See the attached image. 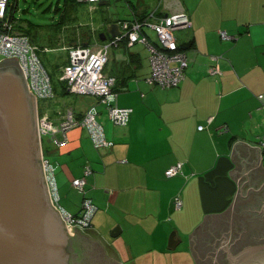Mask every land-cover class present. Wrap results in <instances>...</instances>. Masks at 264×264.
<instances>
[{
	"label": "crops",
	"instance_id": "obj_1",
	"mask_svg": "<svg viewBox=\"0 0 264 264\" xmlns=\"http://www.w3.org/2000/svg\"><path fill=\"white\" fill-rule=\"evenodd\" d=\"M110 1L79 2L67 25L84 24L93 11L101 16L90 20L110 35L111 22L184 9L191 25L177 29L175 38L179 45L192 40L185 50L189 64L178 85L160 87L146 78L150 63L139 73L143 56L129 49L134 43L126 38L113 46L124 48L125 56L117 59V50L112 51L105 71L122 77L128 65L127 83L117 91L115 103L132 107L130 119L126 125L113 123L101 104L98 119L113 140L111 147H95L82 126L69 128L62 144L48 135L60 161L55 164L64 206L74 213L82 208L84 194L72 180L84 175L89 163L85 190L97 205L89 230L115 264H176L172 257L178 255L190 258L182 264H215L224 241L264 239V212L249 204L255 194L264 198V186L257 192L249 189L246 196L239 193L248 178L251 185L264 183V152L259 149L264 136V0H126L131 7L126 16L111 12ZM85 26H72L65 43L74 37L84 43L77 32ZM221 30L231 37L223 38ZM152 31L145 32L156 41ZM110 61L114 65L107 68ZM216 66L220 71L212 73ZM133 79L136 87L121 92ZM60 94L48 98L43 110L38 104L53 123L61 120L59 111L66 104L82 113L98 101L84 96L79 106L64 102ZM177 161L183 171L167 176L166 169ZM176 195L183 200L180 207ZM171 230L175 247L168 244Z\"/></svg>",
	"mask_w": 264,
	"mask_h": 264
},
{
	"label": "water",
	"instance_id": "obj_2",
	"mask_svg": "<svg viewBox=\"0 0 264 264\" xmlns=\"http://www.w3.org/2000/svg\"><path fill=\"white\" fill-rule=\"evenodd\" d=\"M108 31L112 37L120 34L118 23L112 22ZM100 36L102 40L108 37L106 31ZM37 109V97L29 89L18 57L2 59L0 264H115L87 234L67 227L52 204L42 162ZM263 186L255 182L251 185L248 178L239 193L246 196L249 189L257 192ZM249 204L264 212V198L258 194L250 197ZM176 243L172 231L168 244L175 247ZM223 243L220 250L227 255L226 264H264V241L246 244L238 251L233 250L234 242Z\"/></svg>",
	"mask_w": 264,
	"mask_h": 264
},
{
	"label": "built area",
	"instance_id": "obj_3",
	"mask_svg": "<svg viewBox=\"0 0 264 264\" xmlns=\"http://www.w3.org/2000/svg\"><path fill=\"white\" fill-rule=\"evenodd\" d=\"M79 1L92 3L97 0ZM9 4L10 0H0V55L3 58L18 57L29 89L37 98H52L55 89L51 76L40 58L36 44L31 41L28 34L14 28V22L7 15ZM122 23L120 34L111 39L104 42L94 41L92 44H79L70 48L68 62L63 66L60 78L67 82L70 91L95 95L98 101L87 106L80 116L76 115L72 106L64 111L60 110L62 118L58 123H53L46 113L39 115L40 136L49 135L55 143L62 144L67 139L66 131L69 128L82 126L86 128L95 147L113 145V140L107 137L104 126L98 119L99 104L105 105L113 123L126 125L129 122L132 107L119 106L114 102L117 97V92L113 89L116 77L105 71L111 47L124 36L129 44L142 41L147 45L151 67L146 77L149 82L160 87H171L178 85L185 78L189 58L185 50L179 49L174 34L175 30L191 25V19L184 9L162 15L152 11L144 16L125 19ZM146 29L155 32L156 41L150 39L145 32ZM220 33L223 38L231 37L226 30H221ZM210 71L214 73L220 70L216 66L211 67ZM203 127L204 125H200V128ZM58 132L63 133L62 138L57 136ZM259 149L264 152V136L259 140ZM42 162L51 202L59 210L66 226L76 227L79 230L90 228L97 205L92 197L86 194L84 175L91 172V165L85 164L84 175L72 180V184L84 194L81 210L74 213L60 203L61 194L56 177L57 165L44 153ZM182 171L183 163L177 161L166 169V175L173 176ZM174 203L176 207L182 205L183 200L180 195L174 197Z\"/></svg>",
	"mask_w": 264,
	"mask_h": 264
},
{
	"label": "rangeland",
	"instance_id": "obj_4",
	"mask_svg": "<svg viewBox=\"0 0 264 264\" xmlns=\"http://www.w3.org/2000/svg\"><path fill=\"white\" fill-rule=\"evenodd\" d=\"M57 1L58 0H10V4L13 5L12 8L14 9L13 13L17 16V18H23L24 19L23 21L29 19V20H32V21L40 24L38 26L36 25V27H35L36 31L39 32L38 36L35 37V42L37 44H39L40 46H42L43 44H47V46H48L47 50H43L40 48L39 49V55H40V58L43 61L44 65L48 69L49 73L51 74L53 83L55 81L59 82L58 81L59 75L62 72L61 67H60V64H61L60 60L66 59V57L68 55L67 50L69 48H67L68 44L65 43L64 37L71 32L72 28H74L72 26L79 27L82 25H86L85 29L87 28V29H90L91 31H94L95 33H97L98 28L95 26L96 21H91L90 19L93 18V15H96V20H98L101 16L97 13H94L93 11H90L89 13L87 12V16H88L87 18L88 19H86V21H84V24H80V25L70 24L69 27H65V25H62L59 27L58 25L53 24V22L59 18V12L54 10V7L57 4ZM147 1H149V2L154 1V3H155L156 0H147ZM82 2H88V1H82ZM59 3L63 4V0H60ZM89 3H91V2H89ZM154 6H156V5H154ZM83 7L88 8L89 5L87 3H85V4H83ZM110 8H111V12L114 11L115 14L118 13L121 16H124L125 14H128L129 12H131V7H130V5H128L126 0H111L110 1ZM123 20H125V19H123ZM123 20L117 22L118 25H123V23H122ZM82 30L83 29L81 28L79 31H82ZM31 33L33 34L34 31H32ZM175 33L177 34L178 30L174 31V34ZM152 34L156 36L154 31H152ZM85 37H86V34H85ZM91 37H95L94 39H97L96 36H91ZM121 39H126V37L124 36ZM129 49H131L132 51L133 50L139 51L142 54V56H143L142 65L143 66L139 68V70H140L139 73L142 74L143 72H145L147 70V67L150 63L149 49H148L147 45L144 42L140 41V42H136L133 45H131L129 47ZM114 50L115 51L117 50L116 53L119 56V58H117V59H121L120 57L125 56L124 55L125 54L124 48H121V47H120V49H118L117 47H114V48L111 47V49L109 51V56H110V53ZM0 59H4V58L0 55ZM113 65L114 64L112 63V61H110L108 63L107 68H111V66H113ZM135 81H136V79L131 80L129 83L128 90L121 91V92H123V93L128 92L131 89L135 88L136 87ZM58 93L59 92L56 90L55 95L53 97H56L57 96L56 94H58ZM58 96H59L58 98L62 99L64 102H67V103L70 102V103H74V104H76V102H77V105H79V106H82V100H83L84 96L86 98H90V99L95 98L96 99L95 95L80 94V93H75L72 91H70V93L66 92V93L60 94ZM49 100L50 99L37 98V107L39 104V107L41 108V110L45 109V107H47V105H48ZM70 106H72V105L66 104L64 106L65 110L67 109V107H70ZM100 107H101V105H100ZM36 113H37V126H38V117H39V114L41 115V112L37 109ZM101 117H102L101 114H99V119ZM108 119L110 120L109 117H108ZM110 121H112V120H110ZM48 138L49 137L46 134H43L41 136V146H43V153L46 156H48L54 163L56 162L57 164H60L59 163L60 161L58 160V158H56V155H55L54 151L52 150V148H53L52 142H49ZM56 177H57V181H58L57 171H56ZM58 185H59V182H58ZM60 193H61V191H60ZM60 203L64 205L63 197H61ZM80 230L82 232H84L85 234H87L94 241V243L104 253H106L107 250L100 244L99 239L93 233L90 232L89 228L80 229ZM172 231H174V230H171L169 232L168 239H169V236L172 233ZM106 255L110 258V256L108 254H106ZM110 259L114 262V260L112 258H110ZM172 259L177 262L176 264H182L181 261H183V259L189 260L190 258L188 255H178L175 258L172 257ZM225 261L222 263L220 262V263L226 264L228 260H225Z\"/></svg>",
	"mask_w": 264,
	"mask_h": 264
},
{
	"label": "trees",
	"instance_id": "obj_5",
	"mask_svg": "<svg viewBox=\"0 0 264 264\" xmlns=\"http://www.w3.org/2000/svg\"><path fill=\"white\" fill-rule=\"evenodd\" d=\"M79 2H82V1H79V0H63V4L60 5L59 4V0H58L57 1V4L54 7V10H56V11L59 12V18L56 21H54L53 24L58 25L59 27L62 26V25H65V27H69V25H67L68 24V20L69 19H72L74 17L73 16V11H75V7L77 6V4ZM12 6H13L12 4H9L7 15L10 18V20L14 22V28L16 30L20 31V32H23V33H26V34L29 35L31 41L34 44H36L38 53H39V49L40 48L43 49V50H47L48 49L47 44H43L42 46H40L39 44H37L35 42V37L38 36V34H39V32L36 31V28L35 27H36V25L38 26L40 24L39 23H36V22H34L32 20H29V19L23 21L24 20L23 18H17V16L13 13V10L14 9L12 8ZM75 29L77 30V26H75ZM86 29H83L82 31L77 32V34L80 33L81 36L83 37L84 43H80L77 40V38L74 37L70 41L71 43H69L70 45H68L67 48L70 49L71 47L76 46V45H79V44H92L94 42V41H92V39H90L91 38V35H92L91 34L92 31L90 29H87V30ZM32 31H34L33 34L31 33ZM100 32H101V29H99L97 31V33H96V37H97V39L99 41L104 42L105 40H108V39H111L112 38L111 35H108L107 34L108 35L107 39L102 40L101 39V36H100ZM74 33H76V32H74ZM85 34H86V37H85ZM192 45H193V43H192V40L190 39V40L185 41L184 43H181L178 46H179V49L187 50ZM68 50H67L68 55H67L66 59L60 60V62H61V64H60L61 70L63 69V66L68 62V56H69V51ZM45 68H46V66H45ZM105 70H106V67H105ZM47 71H48V69H47ZM129 71H130V69H129L128 65H126V67L123 69V76L122 77H120L119 75H118L119 76L118 77L115 74L108 72V73H110L112 75H115V77H116V82H115V84L113 86V89L116 92L119 91V90H121V89H123L125 87V85L127 83L126 82L127 81V77L129 76L128 75L129 74ZM60 75H61V73H60ZM60 75H59V79H58L59 82H56L55 81L53 83L55 91L57 90L60 93L70 92V90L68 89L67 82L64 79H61L60 78ZM50 76H51V74H50ZM51 79H52V77H51ZM52 82H53V80H52ZM100 105L101 104H99V108L101 109ZM82 113L79 112V113H76V115L80 116Z\"/></svg>",
	"mask_w": 264,
	"mask_h": 264
},
{
	"label": "flooded vegetation",
	"instance_id": "obj_6",
	"mask_svg": "<svg viewBox=\"0 0 264 264\" xmlns=\"http://www.w3.org/2000/svg\"><path fill=\"white\" fill-rule=\"evenodd\" d=\"M248 238L242 237L239 239L234 240L233 242V250L234 251H238L239 249H241L242 247L245 246V242H247ZM260 241H264V239H259ZM257 240V241H259ZM256 241V242H257ZM244 244V245H243ZM218 260L216 261L215 264H221L222 262H224L225 260H227V255L224 251H221L217 254ZM221 262V263H220ZM226 262V261H225Z\"/></svg>",
	"mask_w": 264,
	"mask_h": 264
},
{
	"label": "bare ground",
	"instance_id": "obj_7",
	"mask_svg": "<svg viewBox=\"0 0 264 264\" xmlns=\"http://www.w3.org/2000/svg\"><path fill=\"white\" fill-rule=\"evenodd\" d=\"M97 1H101V0H97ZM96 2V1H95Z\"/></svg>",
	"mask_w": 264,
	"mask_h": 264
}]
</instances>
